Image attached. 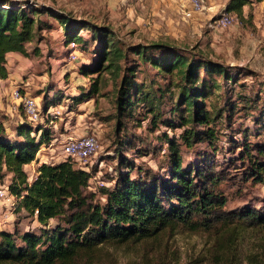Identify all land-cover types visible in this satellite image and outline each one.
I'll return each mask as SVG.
<instances>
[{"label": "trees", "instance_id": "obj_1", "mask_svg": "<svg viewBox=\"0 0 264 264\" xmlns=\"http://www.w3.org/2000/svg\"><path fill=\"white\" fill-rule=\"evenodd\" d=\"M248 3L228 0L223 11L242 22ZM50 20L61 27L65 46L79 43L82 52L88 43L94 46L77 69L90 85L67 96V109L98 96L107 77L112 83L111 185L93 190V170L70 160L41 163L29 180L27 167L49 144L51 131L26 122L7 131L0 123V184L8 182L19 200L16 212L36 223L0 231V264H69L104 246L178 232L213 236L212 264H264V197L258 206L228 209L220 187L230 169L245 182L264 185V77L248 66L163 41L120 42L111 26L52 6L0 0V80L8 75L9 53L37 55L43 32L52 30ZM242 76L254 80L248 84ZM56 94L57 102L64 98L62 92L44 95L45 109L56 104ZM242 117L252 127L236 121ZM144 121L147 130L158 131L157 147L141 145L130 132ZM156 152L153 167L135 162ZM219 154L223 160H217ZM246 238L248 250L239 260L238 246Z\"/></svg>", "mask_w": 264, "mask_h": 264}, {"label": "rangeland", "instance_id": "obj_2", "mask_svg": "<svg viewBox=\"0 0 264 264\" xmlns=\"http://www.w3.org/2000/svg\"><path fill=\"white\" fill-rule=\"evenodd\" d=\"M22 4L38 6H52L71 13L77 18L90 20L97 24L109 25L115 31L120 42H153L163 41L179 47L193 49L205 53L214 59H220L227 63H233L239 66H248L255 71L258 76L264 77V37H262L255 25L248 18L256 13V5L249 3L243 8V21L240 22L235 14L232 25L224 30L214 28V20L223 12L221 5L212 10H207L208 0H204L205 9L193 19L185 20L183 18L182 7H177L168 13L157 10V8L139 6V0H10ZM253 2L261 0H252ZM222 3V2H221ZM168 17V18H167ZM253 17V15H252ZM248 18V19H247ZM52 30L43 32V40L39 43L43 52H38L32 62L24 65L22 74L24 80H28L29 85L23 89L28 91L34 99L38 101L42 112V99L45 91L50 87V91L64 92V94H76L77 86L86 88L90 85V79H82L78 74V66L86 62L89 58V51L94 46L88 43L85 45L86 51H81L80 44L76 43L79 52H82L80 59L71 63L67 60V49L65 48L62 37L61 27L54 20H50ZM83 38H88L86 32L81 33ZM33 45L28 46L32 48ZM92 46V47H91ZM84 47V46H83ZM82 77V78H81ZM241 80L252 82L253 78ZM20 82V80H19ZM19 83H13L7 87H2L0 91V105L5 108L13 106L8 100L12 90ZM112 83L106 78V84L101 86L98 96H94L87 101L72 107L71 111L67 109L66 96L59 102L58 93L53 101L56 104H50L49 111L62 107V113L53 121L56 126L51 128L53 136L57 140L50 150H44L42 153L45 159L62 156L60 153V143L58 141L65 136L80 137L86 134H94L97 137L99 149L96 156L89 165V171L93 170V177L90 185L93 190L103 186H110L108 178L113 173L114 161V119L112 104ZM18 114V111L16 112ZM10 115H6V110L0 109V121L6 120ZM15 123L18 118L15 117ZM236 120V119H235ZM239 124L243 127H252L250 118H238ZM9 124V130L12 131L16 124ZM146 121L142 122L140 127H131L130 132L141 138V145L147 147H157L155 134L158 131L151 132L147 130ZM164 130V129H162ZM222 154V153H220ZM218 155L217 160H223V156ZM236 155V154H235ZM159 153L136 159L139 164L143 162L147 166H155L159 161ZM43 159V160H45ZM75 164V163H74ZM77 166V164H75ZM233 169L225 172V176H230L221 183V189L227 197V208L252 203L258 206V201L264 197V185L252 184L242 180L238 173L231 174ZM8 183V182H7ZM8 219L10 231L15 228L27 230L32 228L33 221L25 217L23 213L14 211ZM3 228V227H2ZM0 229V231L4 229ZM213 236L207 234H190L178 232L172 236L161 235L156 241H146L135 245L126 246H104L96 249L88 256H80L69 264H212L211 246ZM249 239L246 238L238 246L239 260L246 250H248Z\"/></svg>", "mask_w": 264, "mask_h": 264}, {"label": "built area", "instance_id": "obj_3", "mask_svg": "<svg viewBox=\"0 0 264 264\" xmlns=\"http://www.w3.org/2000/svg\"><path fill=\"white\" fill-rule=\"evenodd\" d=\"M204 9V0H186V4L182 6L183 18L185 20L193 19L195 16L201 14ZM233 20L230 14L223 11L218 18L214 20V28L224 30L232 25ZM65 48L67 49L66 58L69 62L75 63L80 59L82 52H79L76 42L68 43ZM10 102L13 108L19 111L21 122L30 124L32 128L40 126L47 128L53 135L51 128L56 126L53 120L61 115L62 107H58L56 110L52 111L42 109L41 112L38 101L26 92H22L19 88L12 90ZM56 141L57 140L53 137L49 144L46 145V148H52ZM58 142L60 143V153L62 156L54 158V155H52L50 159H45L42 163L70 160L77 164L78 168L89 172V165L99 149L97 137L94 134H86L80 137L65 136ZM43 150H45L44 146L41 147L38 154ZM18 203L19 200L17 197L10 194L7 183L0 184V229L3 227L2 229L4 230H11L8 219L18 208ZM36 213L37 212H35V214Z\"/></svg>", "mask_w": 264, "mask_h": 264}, {"label": "crops", "instance_id": "obj_4", "mask_svg": "<svg viewBox=\"0 0 264 264\" xmlns=\"http://www.w3.org/2000/svg\"><path fill=\"white\" fill-rule=\"evenodd\" d=\"M227 1L228 0H208L207 10L208 9L212 10L214 8L221 6V5L224 7ZM138 2L140 3L139 6H141V7H142L141 3H143V4H145L146 7L157 8V10L161 9L162 11H166L165 13H168L171 10L176 9L177 7H182L184 4H186V0H139ZM251 2H252V3H250L251 6L256 5V13L252 14L253 17H252V15H250V17L252 18L251 21L253 22L255 27H257L256 29L260 32L259 34L262 37H264V0L258 1V3L256 1L253 2L252 0H251ZM244 18L246 19V15H244ZM30 45L31 44H28V46H30ZM38 47L41 48V46L39 44H38ZM39 52L42 53L43 51L40 49ZM32 57L34 59H38V57H36L35 55H32V54H30L26 57H24L20 54H16V53H9L7 55L6 68H7L8 75L5 79L0 80V91H1L3 86L7 87V86H9V84L11 85L14 81L15 83H19V85H23V86H16V87H14L15 89L19 88L22 92H26L27 94L32 96L28 91L24 90L25 88L23 89L24 86L29 85L28 80H24L21 77L23 72H24V69H25L24 65L31 63ZM231 64L235 65L233 63H231ZM82 79H85V77ZM19 80H20V82H19ZM42 89H43L42 92L44 93V95H46V93L49 97L54 95L53 91H50V93H49L48 91H45V88H42ZM63 95L66 96L65 103H67L69 101V99L67 98L68 95L64 94V92H63ZM32 97H34V96H32ZM8 100L10 101V95H9ZM42 107H43V110L48 109V107L45 109V107L43 105H42ZM0 109L6 110V115H8V114L10 115V117L8 119L0 121V123H2L4 125V127L7 131H10L9 130V124L12 122L15 123V121H16L15 117L18 118L17 123H21L19 111H18V114H16L17 110H15L13 108V106L8 105L5 108L3 105H0ZM17 123H15V124L17 125ZM53 137L54 136L52 135V138ZM44 147H45V150L46 149L50 150L49 147L46 148V145H44ZM42 152L40 154H38V159L36 161L32 162L27 167V169L30 171V177H29L30 179L29 180H31L35 177L36 167L38 165H40L42 163V161H44L43 159H45V156H44L45 154L43 155ZM48 159H50V158H48ZM0 212H1V208H0ZM10 216H12V215H10ZM10 216H9V218H10ZM35 224H36L35 221H33L32 226L34 227Z\"/></svg>", "mask_w": 264, "mask_h": 264}]
</instances>
